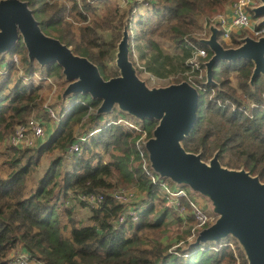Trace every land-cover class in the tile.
Here are the masks:
<instances>
[{
	"label": "trees",
	"instance_id": "16d2710c",
	"mask_svg": "<svg viewBox=\"0 0 264 264\" xmlns=\"http://www.w3.org/2000/svg\"><path fill=\"white\" fill-rule=\"evenodd\" d=\"M26 1L45 33L90 59L102 77L117 74L113 51L124 10L107 0L102 15L92 0ZM145 1H126L128 9H143L134 14L136 21L131 14L127 19L129 57L132 42L142 39L147 49L141 53L142 68L161 79L177 72L190 55L184 38L203 46L209 56L195 37L205 35L204 25L233 0ZM156 38L171 42L180 53H165ZM16 46L0 72V264H8L16 248L36 264H246L231 238L216 243L231 241L233 247L224 242L214 248L215 243L206 242L184 248L193 235V218L167 203L159 190L165 181L153 180L141 147L154 120L132 122L116 114L100 122L102 115L94 112L99 100L77 93L60 110L63 115L47 137L22 147L8 143L15 126L29 115L40 112L51 118L42 108V89L49 78L60 77L59 66L51 63L40 70L43 79H26L36 70L34 60L13 62L12 54L24 48L20 40ZM4 56L0 54V62ZM251 69L252 62L245 59L213 65L218 87L206 84L198 91L196 119L181 143L186 150L200 149L202 159L218 149L220 163L242 166L264 181V79L256 78L252 88ZM72 142L77 150H69ZM132 186L143 194L145 207L140 206L136 220L116 223L123 204L111 192ZM89 192L101 193L103 199L93 205L79 197ZM81 206L87 208L86 222L73 215ZM170 228L179 230L173 238L167 236Z\"/></svg>",
	"mask_w": 264,
	"mask_h": 264
},
{
	"label": "water",
	"instance_id": "95a60500",
	"mask_svg": "<svg viewBox=\"0 0 264 264\" xmlns=\"http://www.w3.org/2000/svg\"><path fill=\"white\" fill-rule=\"evenodd\" d=\"M249 9L258 18L257 26H264V0H258ZM129 18L126 11L114 46L117 74L104 78L90 59L45 33L26 0H0V54L20 40L28 61L34 60L39 66L51 63L59 66L65 80L61 99L87 93L99 100L94 109L96 114L116 108L138 122L154 120L149 135L141 142L149 171L200 196L213 215L184 248L231 238L246 264H264V181L242 166L220 163L218 149L202 159L200 149L190 151L183 147L181 140L189 134L196 119L198 90L186 79L149 85L139 76L129 57ZM217 36L218 27L209 22L206 35L195 37L210 52L202 62L203 84L218 87L212 78L213 65L238 59L252 62L248 79L252 88L257 77L264 79V33L256 37L249 33L235 36L233 45H224Z\"/></svg>",
	"mask_w": 264,
	"mask_h": 264
},
{
	"label": "built area",
	"instance_id": "2783aa9c",
	"mask_svg": "<svg viewBox=\"0 0 264 264\" xmlns=\"http://www.w3.org/2000/svg\"><path fill=\"white\" fill-rule=\"evenodd\" d=\"M138 1H144V3H146L145 0ZM257 3V0H233L225 7L224 10L215 14L213 18L210 19L209 22H214L218 27V36L225 42V44H227L232 36L235 37L236 33H239V30H248L253 35H260L264 33V26H257L258 18L254 17L249 9L250 6ZM208 23L204 25L205 32L206 25ZM184 41H186V43H188L190 46V59L188 62V65L190 66L184 71L186 72V74L184 73L183 75L185 77L184 79L193 84L198 91L202 89L204 90L205 84H203L204 77L202 62L204 59H206L207 51L203 46H198L187 38H184ZM209 89L212 93L213 88L210 87ZM47 109L49 114L54 116L53 109L50 107ZM43 131L42 120L38 116H30L24 123L15 126L13 132L8 136V143L20 147L31 145L34 139L39 138L43 134ZM27 137H30L32 141L30 139L29 140L31 142L27 140ZM77 149V143L72 142L70 144L69 150L73 151ZM152 178L153 180L159 179L155 175ZM160 183V188L163 191L167 201L175 206L177 212L180 215H190L193 218V235L188 236V240L192 239L195 231L211 221L213 215L205 209L204 204L199 201L197 196H190L186 187H171L165 182ZM111 193L114 199L123 204L122 212L117 217L116 223H121L126 218H129L130 220H136L140 206L137 207L134 205L135 198H133L132 191L126 189H117ZM79 197L93 205L98 204L103 199V195L96 192L81 194ZM181 200H184L185 202L182 203ZM228 244L233 247L232 242ZM215 245H220V243H215ZM20 257L21 259H19ZM24 260L33 262V260L28 257L26 252L19 251L17 254L12 255L11 253V255H9L8 264H24Z\"/></svg>",
	"mask_w": 264,
	"mask_h": 264
},
{
	"label": "rangeland",
	"instance_id": "374dc122",
	"mask_svg": "<svg viewBox=\"0 0 264 264\" xmlns=\"http://www.w3.org/2000/svg\"><path fill=\"white\" fill-rule=\"evenodd\" d=\"M126 1L127 0H107V3H110V4H114L117 6L118 8V11H122L124 10V12H128V15L132 16V21H136V18H137V13L141 12V10H143L142 8L141 9H128V6L126 4ZM92 2L94 3V5L96 6V12L100 15H102L104 13V5H103V0H92ZM258 2V0H257ZM143 4H146V3H143ZM138 7L142 6L141 4H137ZM91 12H88V15L90 16ZM93 14V13H92ZM136 14V15H134ZM94 16V14H93ZM134 24V22L132 23ZM244 33H249L251 35H253L251 32H249L248 30H239V33H236V36H239V35H242ZM48 34V33H47ZM253 36H258L256 34H254ZM218 40H220L224 45H233L231 42V39L227 42V44H225V42L220 39L219 36H217ZM161 49L165 52V53H169V54H178L180 53V49L177 48L176 46H174L171 42L165 40V39H162V38H156ZM13 48H18L16 46V44L14 45ZM131 60L133 61L134 65L136 66V69H137V73L139 74L140 77H142L143 79H145V82L147 84H164L166 82H169V81H175V78H178V80L180 79H184V78H181V77H178L180 74L184 75V73L186 74V72H184L186 69L189 68L190 65H188V62H189V57H186L183 62H182V65L181 67L178 69L177 72H174V73H170L169 75H167L165 78H161V79H156L154 77H152V75H150L148 72L144 71L143 68H142V64L144 63V60L143 58L141 57V53H144V54H147V49H145L144 47V42L142 39L136 41V42H132V45H131ZM17 53V54H16ZM16 53H13L12 54V60L13 62H16L18 61V59L20 60V62L22 64H26V55H25V49L22 48V49H16ZM5 56H4V61L0 62V72L2 70H4V64L6 63V59L9 58L10 56L8 55V51H6L5 53H3ZM36 70L30 75V76H25L26 79H28L29 81H36V79H40V78H44L45 76H42L40 75L41 73V69L43 70V68L45 66H39L37 63H35L34 61V65H33ZM181 69V70H180ZM20 70V68L18 69ZM17 73H20V71H17ZM113 76V75H112ZM30 77V78H29ZM56 78V79H55ZM230 81H231V84L232 85H235V79L233 78V76L230 75ZM65 85V80H63L62 76L60 75V77H54V78H49L47 80V83L45 82L44 83V87L42 89V93L44 95V101L42 103V108L45 109V111L47 112V114L49 113L48 112V107L52 108L53 111H54V114L56 115L55 116H52V115H49L51 116V118H47V116H42L39 112L38 115H35V114H31L29 115L30 116H38L42 122H43V134L39 137V139H34V141H40L41 139H44L45 137H47V135L51 132V130L53 129L54 127V122L58 119H60V117H62V113L59 115V112L61 109H63L64 111L67 109L68 105H70L71 103V99L73 97V95H70V96H65L63 99H61L60 97V93H61V90L63 88V86ZM83 94V93H81ZM212 95L211 94V91L209 92L208 96ZM46 114V115H47ZM116 114H122V115H125L126 118L132 122H136L135 118H133L132 116H129L123 112H121L120 110L117 109V111H114L113 109L108 112V113H104V114H100L102 116H100V119L99 121L100 122H103V120L107 119L108 117L110 116H115ZM31 140L30 137H27V140ZM29 140V141H30ZM32 141V140H31ZM30 141V142H31ZM34 144V142H33ZM43 167V166H42ZM42 167L39 168L38 173H40L42 171ZM36 174V175H37ZM164 181L165 183H167L168 186H171L173 187L174 186V183L172 181H170L169 179L167 178H164ZM164 183V182H163ZM118 189H122L121 187L118 188ZM126 190H130L132 191V195H133V198H135L134 200V205L139 207L141 206L142 208L145 207V204L141 203L140 201V197L141 195H143L140 191H138L135 187H129V188H126ZM160 192H163L161 190V188H159ZM190 196H198L196 195L195 193H191L189 192ZM199 201H203L201 200L199 197H198ZM167 203L170 204V202L167 201ZM166 203V204H167ZM205 206V204H204ZM205 209L207 210L206 206H205ZM74 218L78 219V220H81L83 222H86L87 219H86V216H87V208L86 207H78L74 210ZM179 230H176L174 228H170L168 230V233H167V236H169L170 238H173L175 237V234L178 233ZM225 243H231V241H224ZM224 242H221L220 244L224 243ZM220 245H214L213 247L214 248H218ZM19 251H22L18 248H16L15 250H13V254H17L19 253ZM11 255V254H10ZM9 256V255H8ZM24 256V255H22ZM21 259V257L19 258ZM20 262V261H19ZM24 264H36L35 261H29V260H24L23 262Z\"/></svg>",
	"mask_w": 264,
	"mask_h": 264
},
{
	"label": "crops",
	"instance_id": "0c3cea01",
	"mask_svg": "<svg viewBox=\"0 0 264 264\" xmlns=\"http://www.w3.org/2000/svg\"><path fill=\"white\" fill-rule=\"evenodd\" d=\"M38 139H39V138H38ZM38 139H37V140H38ZM197 197H199L201 200H203V199H202L200 196H197ZM201 203H203V204H204V201H201Z\"/></svg>",
	"mask_w": 264,
	"mask_h": 264
},
{
	"label": "flooded vegetation",
	"instance_id": "af4514ba",
	"mask_svg": "<svg viewBox=\"0 0 264 264\" xmlns=\"http://www.w3.org/2000/svg\"><path fill=\"white\" fill-rule=\"evenodd\" d=\"M259 77H262V76H259ZM259 77H257V78H259Z\"/></svg>",
	"mask_w": 264,
	"mask_h": 264
}]
</instances>
